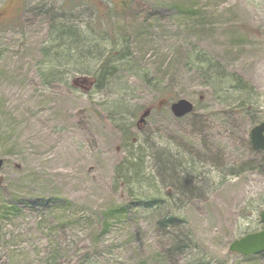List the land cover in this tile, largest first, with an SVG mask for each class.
I'll list each match as a JSON object with an SVG mask.
<instances>
[{"label":"rangeland","instance_id":"374dc122","mask_svg":"<svg viewBox=\"0 0 264 264\" xmlns=\"http://www.w3.org/2000/svg\"><path fill=\"white\" fill-rule=\"evenodd\" d=\"M261 121L264 0H0V264H264L229 249L264 229ZM161 149L198 162L176 227Z\"/></svg>","mask_w":264,"mask_h":264},{"label":"trees","instance_id":"16d2710c","mask_svg":"<svg viewBox=\"0 0 264 264\" xmlns=\"http://www.w3.org/2000/svg\"><path fill=\"white\" fill-rule=\"evenodd\" d=\"M154 145V144H153ZM155 146V145H154ZM158 147H154V149ZM145 155V154H144ZM155 159H158V167L160 173L166 176L168 180L171 182H174V185L176 187V191L179 193V196L182 198L175 199L174 194L169 196L168 198H172L171 200H174L177 204H171L173 207L170 210V216L167 218H164L159 221V223L162 226L166 227H176L180 226L178 223L182 221L177 215L176 212L180 210L181 206L179 204V201H181L186 195H191L195 191H200L202 189V186H197L193 181L196 178L193 176L194 172H196L198 168V162L193 157L188 156L186 153L181 152H174L171 149H161L154 152ZM127 166L133 169L134 176L130 178V182L132 183H141L142 181H147L150 184L154 185V176L148 175L151 173H148L145 177V180H142L140 173L141 172V163L143 164V161H141L139 158L138 160L132 162L127 161ZM152 181V182H151ZM166 196V195H165ZM183 227V226H182ZM181 229L180 234H174L172 233L171 238L175 241L183 242L184 247H188L190 245V241L187 238V233ZM181 239V240H179Z\"/></svg>","mask_w":264,"mask_h":264},{"label":"water","instance_id":"95a60500","mask_svg":"<svg viewBox=\"0 0 264 264\" xmlns=\"http://www.w3.org/2000/svg\"><path fill=\"white\" fill-rule=\"evenodd\" d=\"M171 112L175 117H182L193 110L191 101L178 98L170 103ZM250 142L252 146L259 150H264V121L254 125L250 129ZM2 160L0 159V165ZM260 220L264 222V210L260 212ZM231 251L242 255L257 254L264 251V229L249 232L242 237L233 240L229 244Z\"/></svg>","mask_w":264,"mask_h":264}]
</instances>
